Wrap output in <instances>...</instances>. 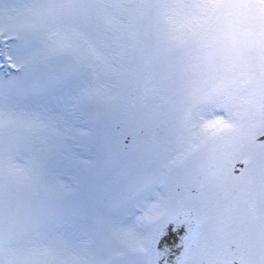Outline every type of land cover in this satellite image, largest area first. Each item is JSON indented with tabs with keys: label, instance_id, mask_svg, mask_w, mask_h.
Returning a JSON list of instances; mask_svg holds the SVG:
<instances>
[{
	"label": "snow or ice",
	"instance_id": "1",
	"mask_svg": "<svg viewBox=\"0 0 264 264\" xmlns=\"http://www.w3.org/2000/svg\"><path fill=\"white\" fill-rule=\"evenodd\" d=\"M0 264H264V0H0Z\"/></svg>",
	"mask_w": 264,
	"mask_h": 264
}]
</instances>
